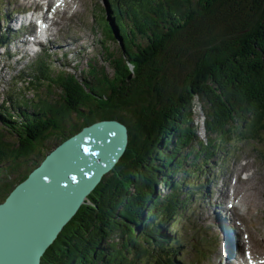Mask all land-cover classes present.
<instances>
[{
  "label": "trees",
  "instance_id": "obj_1",
  "mask_svg": "<svg viewBox=\"0 0 264 264\" xmlns=\"http://www.w3.org/2000/svg\"><path fill=\"white\" fill-rule=\"evenodd\" d=\"M109 9V21H99L105 43L120 45L107 47L112 74L93 64L86 77L55 74L41 58L24 74L58 97L21 96L0 113V203L84 126L119 119L129 129L124 155L41 264H175L179 241L165 226L186 210L189 193L176 176L188 158L264 140V0H110Z\"/></svg>",
  "mask_w": 264,
  "mask_h": 264
},
{
  "label": "rangeland",
  "instance_id": "obj_2",
  "mask_svg": "<svg viewBox=\"0 0 264 264\" xmlns=\"http://www.w3.org/2000/svg\"><path fill=\"white\" fill-rule=\"evenodd\" d=\"M78 1H80L76 7L78 11L73 15L72 13L67 14L62 22L60 19L59 27H54L52 37L47 34L50 41H46V45L40 48L42 52L31 55V57H23L24 51L19 49V46L23 47L24 43L21 41H25L26 37L17 38L16 30L19 28V22L12 21L10 18L19 16L16 11L18 8L32 9L33 5L30 0H0V35L8 33L9 38L6 46H0V113L4 105H10L12 100L16 104L15 99L21 96L36 103L41 97L53 99V101L58 97L59 89L53 88L52 95L48 85L41 88L35 86L29 83L31 75L24 74L25 70L30 74L29 67L41 58L52 65V72L55 74L59 71H66L79 78L86 77L91 64L105 66L110 74L113 73L112 67L106 62L109 55L107 47L116 51L120 45L119 42L112 40L105 43L106 34L99 21L101 15L109 21L110 0ZM55 17L58 18V16ZM43 38L46 39L45 36ZM48 95L52 96L48 97ZM195 109L197 111L195 121L200 126V137L205 139L204 120L198 103ZM2 127L0 122V128ZM11 140L17 141L15 137H11ZM55 142L56 137L53 136L47 144ZM232 146L227 154H217L208 161L203 157L196 159L193 155L190 156L187 160L189 169L186 173L176 176L181 183L185 182L186 186L182 191H187L189 198L186 200L184 215L179 218L176 227L173 228L172 223H166L165 226L167 233L171 234L173 239L177 237L179 241L174 245L177 250L174 257L175 264H232L227 261L226 257H221L223 255L222 236L213 221V207L214 204L217 205L215 209L219 211L221 207L227 208L232 205L234 199L231 196L235 192L234 185L243 195H248L250 192L248 185L254 187V196L264 191V159L258 155L257 151L264 152V140L235 142ZM226 184L230 187L228 188L229 197L219 203L218 199ZM158 187L162 193L169 190L165 185ZM251 202V207L248 202L242 204L241 209L236 211L242 221L241 238L249 240L252 234L257 242L253 249L263 254L264 195L262 202H259L261 207L256 206L257 202L254 199ZM236 209H232V212ZM238 221L236 219L235 223ZM243 228H247L246 232ZM244 249L245 246L241 249L242 256L244 252H248V247ZM166 251L171 254L174 252L171 248L164 250Z\"/></svg>",
  "mask_w": 264,
  "mask_h": 264
},
{
  "label": "water",
  "instance_id": "obj_3",
  "mask_svg": "<svg viewBox=\"0 0 264 264\" xmlns=\"http://www.w3.org/2000/svg\"><path fill=\"white\" fill-rule=\"evenodd\" d=\"M128 143L124 122L102 119L57 144L0 203V264H41Z\"/></svg>",
  "mask_w": 264,
  "mask_h": 264
},
{
  "label": "bare ground",
  "instance_id": "obj_4",
  "mask_svg": "<svg viewBox=\"0 0 264 264\" xmlns=\"http://www.w3.org/2000/svg\"><path fill=\"white\" fill-rule=\"evenodd\" d=\"M32 5L40 6L43 0H30ZM54 0H49V6L52 8L58 16V18H54L53 20L45 16V24L47 26V34L52 37L53 36V29L54 27H59V21L65 19L67 14L72 13L71 15L75 14L77 10V5L80 4V1L78 0H55V3H53ZM55 4V5H54ZM15 17L12 19L14 21ZM16 21H19L18 19H15ZM22 28V29H21ZM21 28H18L16 32L20 34L19 37H22L23 34L29 33L30 37H28L27 40H25V44H35L37 43V34L40 33L37 32L38 29H40L35 21H31V23L25 28L23 25ZM243 183V181H242ZM251 185V184H250ZM248 190L250 192L248 195H243L236 189V185H234L235 192L232 194L231 198L234 199L232 202V205H229L227 208L221 207L219 211L215 209L214 204V214H213V221L214 224L218 227V232L222 236V244H223V255L222 258L226 257L227 261H230L232 264H243L242 261H240V258L242 256V248L243 246L248 247V250L251 252V256L248 258L243 257V261L247 264H264V253L260 254L257 253L256 250L253 248L256 247L257 242L256 239L253 238V235L251 234V237L249 240L241 238V232L240 227H242V221H240V217L237 215L238 210L241 209L242 204H247L249 202V206L252 205V200L254 199L257 204L259 205L262 202V196L264 195V191L260 194H256L254 196V187L248 185ZM251 187V188H250ZM227 184L225 185V188L222 190L220 197H219V203L223 202L225 198L229 197L230 192H228ZM230 191V190H229ZM222 197V198H221ZM218 200H216V203H218ZM215 201V200H214ZM231 202V201H230ZM260 202V203H259ZM213 206V205H212ZM251 207V206H250ZM219 208V207H217ZM237 208L234 212H232V209ZM257 208V207H256ZM251 209V208H250ZM264 212V210H263ZM245 217V216H244ZM247 217V216H246ZM239 220L237 223L235 221ZM247 229V228H246ZM246 229L243 228V231L246 232ZM260 248H258L259 250Z\"/></svg>",
  "mask_w": 264,
  "mask_h": 264
}]
</instances>
